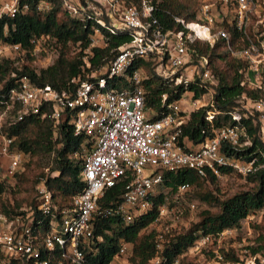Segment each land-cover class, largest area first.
I'll return each instance as SVG.
<instances>
[{"label":"built area","instance_id":"2783aa9c","mask_svg":"<svg viewBox=\"0 0 264 264\" xmlns=\"http://www.w3.org/2000/svg\"><path fill=\"white\" fill-rule=\"evenodd\" d=\"M20 1L0 0V18H12L19 10L25 12L27 6L22 4L19 8ZM59 1L69 18L88 27L89 46L84 51L87 56L91 48L105 42L107 35L122 34L128 41L116 49L105 66L85 73L83 80L74 79L75 88L71 92H58L47 85L35 86L22 75L14 81L7 99L0 100V128L27 116H39L50 120L53 126L64 125L74 137H84L81 148L84 185L67 208L56 211L45 185L46 176L34 186L39 214L48 219L47 231L41 240L38 241L36 232L39 222L31 225L29 213L14 216L0 213L1 263L24 260L28 264H60L61 261L88 264L86 253L92 244L94 213L102 219L114 215L122 225H130L151 206L149 197L162 182V171L186 168L200 177L209 172L219 178L220 168L242 177L264 169V155L263 162L255 167L252 161L223 153L225 147L238 149L247 144L240 143L241 130L236 126H220L213 130L210 138L190 148L181 138V126L189 113L209 107L204 118L207 122L218 114L213 108L217 81L209 70L207 57L196 55L192 47L195 42L211 47L222 41L227 53L242 65L238 71L242 84L264 92V0H196L194 21L172 17L177 30H163L155 17L157 0ZM48 8L47 2L40 1L37 5L40 12ZM53 42L47 35L31 40L29 56L46 54ZM11 53L18 54L19 47L0 45V58L11 61L19 71ZM136 60L149 63L153 74L163 82L183 88L192 85L201 94L195 98L193 91L186 89L169 102H166V94H162L160 105L165 113L150 120L151 112L144 108L145 74L140 69H130ZM234 103L236 107L229 116L236 123L241 117L240 108L246 112L249 106L248 115L258 113L261 123L258 137L264 143V99L252 100L242 94ZM12 142V138L0 132V184L12 181L22 172L24 155L11 148ZM119 183L124 184V191L118 202L98 210L97 201L103 193ZM185 189L187 185L179 186L177 194ZM163 213L164 207H161L158 218ZM235 232L236 228H232L215 235H201L187 253L208 249L214 259L221 260L220 239ZM161 236L158 235L157 240H161ZM38 243L43 252L38 249ZM129 249V244L120 242L112 261L126 255ZM155 249L160 252L159 243L155 244ZM242 251L246 254V249ZM250 260L253 264L252 258ZM177 262L178 259L172 264ZM161 263V256L156 255L147 264Z\"/></svg>","mask_w":264,"mask_h":264},{"label":"trees","instance_id":"16d2710c","mask_svg":"<svg viewBox=\"0 0 264 264\" xmlns=\"http://www.w3.org/2000/svg\"><path fill=\"white\" fill-rule=\"evenodd\" d=\"M40 1L49 4L48 10L43 12L37 10ZM22 4L27 6L25 12L19 10L12 18H0V45H16L19 47L20 54L28 56L32 48L31 40L47 35L54 41L53 45L57 48V54L50 66L37 72L27 67H20L18 71L13 67L11 61L4 57L0 58L1 101L7 99L9 89L15 86L14 81L22 75L35 86L47 85L58 92H71L75 88V84L72 82L74 79L83 80L85 73L105 66L115 54L116 49L128 41L127 36L122 34L107 35L105 42H102L99 47L91 48L90 55L87 56L84 51L89 46V29L84 27L81 22L69 18L62 10L59 0H21L19 8ZM195 15L194 0H157L155 17L162 25L163 30L178 29V26L173 23L172 17L192 22L195 20ZM230 34L233 36L232 38L235 37L233 32L230 31ZM192 47L197 56L207 57L209 68L216 78L213 108L218 114L214 115L210 122H207L204 118L205 113L210 110L209 107L199 108L189 113L187 121L181 126V138L189 143L186 145L190 148L210 138L213 130L220 126H236L241 130L240 143L246 142L247 144H242L238 149L225 147L222 150L223 153L243 161H252L253 165L257 167L263 162L262 156L264 155V143L258 137L261 127V123L257 119L258 113L253 112L248 115L246 112L239 111L241 117L237 123L230 119L229 113L236 107L234 101L242 94L252 100L264 99V94L242 84L241 75L238 73L242 65L227 53L222 41H217L213 47L195 42ZM70 48L76 50L72 55L68 53ZM83 56H86L85 60L82 59ZM130 69H140L145 74L142 82L144 108L151 112L150 120L165 113L164 107L160 105L162 94H166V102L178 98L186 89L193 91L195 98L201 94V91L192 85L183 88L163 82L153 74L149 63L143 60L134 61ZM11 74L15 76L11 77ZM0 132L12 138V149L24 155L22 172L17 174V177L29 181L30 189L34 190L37 181L46 176L45 185L50 192L56 211L67 208L71 199L81 191L84 185L81 179L83 157L71 158L81 155L84 137H74L71 130L66 129L64 125L53 126L50 120L41 119L39 116H27L21 121L4 124L0 128ZM36 156L50 157V169L47 174L43 171L38 172L31 180H27L29 163ZM231 173L230 170L219 169L221 176ZM242 179L246 185L251 186L247 191H240L220 199L214 195V191L204 189V185H209L217 191L215 185L217 178L209 172H206L205 177H200L195 171L186 168H180L174 172L162 171V182L156 188L155 194L149 197L151 206L130 225H122L114 215L102 219L94 213L92 244L86 253L88 264H110L117 254L120 242L130 245L129 264H147L156 255L161 256V264H172L174 260L183 257L197 237L215 235L225 229L238 228L240 222L248 215L262 211L260 223L254 226L258 231L254 245L245 247L254 262L256 255L264 253V169H257ZM181 185H187V189L183 192L192 190L194 198L207 206L215 207L216 212L203 210L199 212L197 221L189 224L186 229L171 235L163 234L161 240H157L158 234L153 230L147 232V229L158 221L159 209L165 207L167 198L177 194V189ZM3 191V184H0V213L10 216L29 213L28 218L31 225H36V222H39L36 232L38 241L41 240L47 231L48 219L42 218L39 214L37 197L34 195L26 209L17 212L16 210L19 208L17 204L10 206L8 203L2 202L1 193ZM123 191V183L107 189L97 201L98 210L112 207L118 202ZM156 243L161 246L159 253L155 249ZM37 247L43 252L41 243H38ZM226 251L222 252L224 262L245 264L230 250V253ZM1 260L2 255L0 254V264H28L24 260L3 261V263ZM60 264L66 263L61 261Z\"/></svg>","mask_w":264,"mask_h":264},{"label":"rangeland","instance_id":"374dc122","mask_svg":"<svg viewBox=\"0 0 264 264\" xmlns=\"http://www.w3.org/2000/svg\"><path fill=\"white\" fill-rule=\"evenodd\" d=\"M197 8L196 0H194ZM205 44V43H204ZM207 45V44H206ZM214 45V44H213ZM208 46V45H207ZM210 47V46H208ZM213 47V46H211ZM76 50L70 48L68 52L69 55L75 53ZM57 54V48L55 45L50 44L46 54L44 53H36L34 56H25L23 54H9L13 58H15V62L18 68L27 67L28 69L39 71L47 68L53 63ZM210 70V68H209ZM211 71V70H210ZM212 73V72H211ZM264 75V74H263ZM264 94V92H262ZM243 105V102L242 104ZM239 106V105H238ZM246 110L251 112L249 106H246ZM239 111L245 112V109L241 108ZM246 111V112H247ZM80 155V154H79ZM83 157V153L79 157L73 156L71 158H81ZM50 169V157H38L36 156L32 159L31 163H29V170L26 175L27 180H31L38 172H45V170L49 171ZM19 175V174H18ZM14 177V179L10 182L2 183L4 187V191L1 193V200L5 204H9L10 206L18 205L19 208L16 210L17 212L23 211L26 209V206L29 201L34 197L35 192L33 189H30L29 181H24L22 178ZM216 189H213L212 186L204 185V189L214 191V195L219 197L220 199L229 197L240 191H247L251 186L246 185L242 176H239L235 173H231L229 175L221 176L217 178L216 181ZM159 191V189H158ZM203 210H208L210 212H216L215 207L207 206L199 202L193 196L192 190H187L180 194H174L170 198H167V203L164 207V213L158 218V221L155 222L151 227L147 229V232L153 230L158 235H171L175 233H179L180 231L186 229L189 224L197 221V217L199 212ZM262 211H258L254 214L248 215L244 220H242L236 228V232L232 233L229 236H226L220 239L219 249L221 252H232L234 256H236L239 260L244 262L245 264H251L250 257L247 258V254L249 252L246 250V254L242 250H245L246 246H253L254 240L258 234V231L254 228L255 225H258L261 221ZM229 252V253H230ZM130 257V249L129 252L118 258L114 259L110 264H129L128 260ZM264 260L263 255H256L255 261L253 264H261V261ZM178 264H230L224 262L223 256L221 260H216L212 257L207 251L201 250L199 253H187L185 252L183 257L178 259Z\"/></svg>","mask_w":264,"mask_h":264},{"label":"crops","instance_id":"0c3cea01","mask_svg":"<svg viewBox=\"0 0 264 264\" xmlns=\"http://www.w3.org/2000/svg\"><path fill=\"white\" fill-rule=\"evenodd\" d=\"M187 145H189V143H187Z\"/></svg>","mask_w":264,"mask_h":264}]
</instances>
